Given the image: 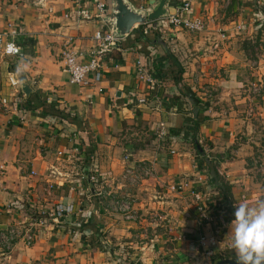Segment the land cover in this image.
I'll list each match as a JSON object with an SVG mask.
<instances>
[{"label": "crops", "instance_id": "1", "mask_svg": "<svg viewBox=\"0 0 264 264\" xmlns=\"http://www.w3.org/2000/svg\"><path fill=\"white\" fill-rule=\"evenodd\" d=\"M99 1L108 6L102 16ZM129 1L147 11L160 0ZM178 2L169 0L168 11ZM219 3L192 0L193 15L207 21L202 33L173 30L163 19L148 24L157 28L143 34L148 40H139L135 29L110 55L104 79L87 88L71 84L63 54L73 49L88 59L95 33L111 25V0H0V34L21 51L0 54L7 65L0 74V95L9 101L0 108V229L25 231L58 204L75 210L59 222L36 225L31 245L21 238L9 251L0 246L1 262L120 264L115 255L121 253L129 264H213L235 255L225 241L235 205L247 202L244 191L250 205L259 201L254 188L246 186L254 184L247 165L254 123L240 105L217 101L214 107L202 100L208 86H218L221 94L244 85V72L236 65L248 59L244 45L251 39L236 44V36L249 6L236 1L220 11ZM255 29L253 23L247 27L252 35ZM22 62L28 68L16 74L14 65ZM138 62L146 71L144 80L137 77ZM222 70L226 75H219ZM11 79L19 84L13 86ZM20 81L32 89L29 97ZM142 98L145 104H139ZM197 110L196 140L210 144L204 161L192 147ZM182 127L189 130L173 133ZM205 160L231 186V211L211 185ZM143 167L150 169L149 176ZM104 190L134 200L140 221L124 222L111 199L99 195ZM193 192L201 194L200 202Z\"/></svg>", "mask_w": 264, "mask_h": 264}, {"label": "built area", "instance_id": "2", "mask_svg": "<svg viewBox=\"0 0 264 264\" xmlns=\"http://www.w3.org/2000/svg\"><path fill=\"white\" fill-rule=\"evenodd\" d=\"M75 1L81 3L84 0ZM96 8L100 16L106 14L108 11L107 4L101 1L97 3ZM192 10V0H179V2L174 5L173 10L168 11V15L163 21L173 30L186 31L191 34L202 33L207 29L206 18L203 16H194ZM145 27L143 34L146 36L149 35L150 30L156 31L157 29L154 27H148V24H146ZM94 41L96 42V47L90 53L88 59L73 49L68 50L63 54L65 70L70 76L71 84L88 88L100 83L104 79L107 68L111 63L110 55L121 46L124 39L117 36L110 25L106 29L97 31L94 35ZM0 54L3 56H19L21 51L15 42L5 41V35L0 34ZM145 75L146 71L143 65L141 62H138L137 77L140 80H144ZM147 81L151 84L155 83V80L150 77L147 78ZM11 84L17 86L19 82L11 79ZM138 102L139 104H145L146 99L142 98ZM8 104L9 101L0 95V108L6 107ZM160 127L162 128L163 125ZM160 132L163 135V130H160ZM128 173L131 174V170L128 171ZM142 173L145 176H149L151 171L148 167H143ZM99 195L109 197L112 201L113 208L117 213L122 215L125 221L137 222L138 219H140L138 211L134 208V200L130 199L128 196L122 197L117 193H111L105 190L100 191ZM193 195L198 202L201 201L202 196L200 193L193 192ZM198 208L203 212V217L206 218L207 213L205 212L204 207L199 206ZM74 211V206L58 204L49 213L40 215L35 223L25 231L17 227L0 229V246L2 249L9 251L21 238H24L26 243L31 245L34 240L33 228H35L36 225H44L48 220L59 222L66 216L72 215ZM184 238H186V236L181 237V239ZM205 240L206 239L201 240L203 246H206ZM211 255V252L208 253V256ZM0 264L4 263L0 261Z\"/></svg>", "mask_w": 264, "mask_h": 264}, {"label": "rangeland", "instance_id": "3", "mask_svg": "<svg viewBox=\"0 0 264 264\" xmlns=\"http://www.w3.org/2000/svg\"><path fill=\"white\" fill-rule=\"evenodd\" d=\"M219 1H220L219 3L220 11L228 10L229 7H232L236 1H240L244 3L245 4L244 6H249V10L245 9L246 13L242 14L243 16H241L242 23H243V26L241 29L242 31L239 34V36H236L237 38L236 44L238 43V41L243 43V41H245L246 39H251V40L245 41V46H246V49L248 50L246 51L248 55V59L240 60L238 65H236L237 69H242V72H244L242 74L244 76L245 81H243L244 85H242L240 89L235 87V88L229 89L228 92H224L222 90L221 94H219L220 88L218 86L216 85L208 86L207 88H205V93L207 92V96L205 97V100H202V101H205V102L208 101V103L212 102L213 106L215 105V103H217V101H223L225 105L231 104V105H236L237 107H239L240 105L243 111L247 110L245 115H247L250 119L253 120L254 128H253L252 134L255 137L253 139L254 141L253 142L254 144L253 152H251V156L247 160L248 162L247 165L251 169V172L249 173V175L254 184H251L248 182L246 186L248 188H251V187L254 188V191L256 192L257 197H258L257 200H264V32L261 34L259 33L260 34L259 35L257 34L258 32H256V29H255L254 35H252L251 33L249 34V30H247V27L249 24L253 23L254 28L257 25L258 26L262 25V15H264V0H229V1L219 0ZM4 61L5 60H3L2 57L0 56V74L2 73L4 74V71H6L7 65H5ZM12 64L13 62L8 61V65L11 66ZM242 65H245V66H243V68H239ZM225 71L226 70L220 71L219 75H226ZM6 76H7V72L5 73L4 77ZM0 80H1V76H0ZM9 83L11 84L10 81ZM232 89L234 92H232ZM229 93H234V94L228 95ZM1 95L3 97H6L3 94ZM216 107L220 108V105L218 104V106ZM197 143H198L196 145L197 148L192 143L194 154L196 153L198 155L197 149L199 146L202 152L204 153V157L205 155L207 156V153H209V150H210L209 142L204 141L201 143L198 140ZM202 160L204 161L203 157H202ZM241 183H242L243 189L245 190L246 186L243 185V182ZM224 184L226 185V183ZM244 193L247 196L246 201L249 202V199H248L249 192L247 193L246 191H244ZM106 206L110 207V204L108 203ZM226 209L228 208L226 207ZM114 211L116 212L115 209ZM114 211L111 209L110 212H114ZM139 221L140 219H138L137 223ZM124 222H127V221L124 220ZM153 223L154 225H156L154 221ZM139 227H142V226L139 225ZM116 249L118 250L122 248L120 246H117ZM120 254L121 253L117 254V257H116L117 259L120 257L123 259V257ZM222 258L227 259V258H233V257L232 255H226V256L223 255L219 260L216 259L217 261H214L213 264H218ZM233 259H236V258H233Z\"/></svg>", "mask_w": 264, "mask_h": 264}, {"label": "clouds", "instance_id": "4", "mask_svg": "<svg viewBox=\"0 0 264 264\" xmlns=\"http://www.w3.org/2000/svg\"><path fill=\"white\" fill-rule=\"evenodd\" d=\"M27 68V63L22 62L16 74ZM235 209V218L225 239L228 247L235 253L237 264H264V200L251 205L241 202Z\"/></svg>", "mask_w": 264, "mask_h": 264}, {"label": "water", "instance_id": "5", "mask_svg": "<svg viewBox=\"0 0 264 264\" xmlns=\"http://www.w3.org/2000/svg\"><path fill=\"white\" fill-rule=\"evenodd\" d=\"M111 3L113 13L108 16V20L112 30L123 39H127L139 26L164 19L168 15L169 0H160L156 7L147 11L135 8L129 0H111ZM21 90L26 97H29L32 93V89L26 81L21 83ZM88 180L90 181V178ZM92 192L93 194L96 193L94 190ZM218 264H237V262L236 259L227 258L221 260Z\"/></svg>", "mask_w": 264, "mask_h": 264}, {"label": "trees", "instance_id": "6", "mask_svg": "<svg viewBox=\"0 0 264 264\" xmlns=\"http://www.w3.org/2000/svg\"><path fill=\"white\" fill-rule=\"evenodd\" d=\"M263 25H264V15H262V25H260V26L257 25L256 26V32H258L257 34H259V33L261 34V33L264 32V26ZM144 27L145 26L142 25V26H140L138 29H136L134 31V35H136V34L139 35V40H141L142 38L148 40V38L143 35ZM123 44H124V42L121 44V46H123ZM244 48H245L246 51H248L246 49L245 45H244ZM17 66L18 65H14V69H13L14 72H16ZM19 98L20 99H19L18 103H21L20 101L22 99H21V97H19ZM198 112L199 111L197 110V113H196L195 117L193 118V123H192L194 125V127H195V128L192 129V131H193L192 143L195 145V147L197 145L196 132H197V129H198L200 123H201L200 120H199V113ZM57 114H59L60 116H63L64 118L65 117H69V115H66L65 113H62V112H58ZM187 129L189 130V128H187V127H182V128H179V129H175L173 133L175 135H180L183 132H185ZM90 145H92V143L88 142V147H90ZM88 150H91V149L89 148ZM91 153H92L91 151H88L87 154H86V159L85 160H86V164L87 165H88V163L91 162V156H92ZM198 154L204 157V153L202 151L198 150ZM204 159H205V157H204ZM205 163H206V166L208 167V172H209V175H210V183H211V185L214 186L216 189H218V191H220L222 193V197H223L224 201L226 200V203H225L226 206L225 207H227L228 210L231 211L232 210V206H233V203L231 201V197H232L231 186H229V184L221 177V175L219 174V172L217 170V166L216 165L212 164V162H209L207 160H205ZM92 183H93V185H94L96 190L99 189L100 186H101V184L97 183V181H95V180H93ZM224 183H226V185ZM118 250H121L122 254H125V251H124L125 249L124 248L118 249ZM115 256L117 257V255H115ZM232 257L236 258L234 255H232ZM118 261H119L120 264H123V263L124 264H129V260H126L124 258L122 259L121 257L118 258Z\"/></svg>", "mask_w": 264, "mask_h": 264}]
</instances>
